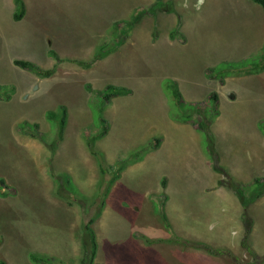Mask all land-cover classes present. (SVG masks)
<instances>
[{"label": "rangeland", "instance_id": "1", "mask_svg": "<svg viewBox=\"0 0 264 264\" xmlns=\"http://www.w3.org/2000/svg\"><path fill=\"white\" fill-rule=\"evenodd\" d=\"M22 1L14 20V0H0V264H42L31 254L46 264H90L89 219L98 242L92 264H264V195L252 199V184L239 196L233 189L264 176V69L209 71L262 48V7L159 0L138 15L155 0ZM179 17L180 33L170 36ZM49 49L65 59L49 77L13 63L49 68ZM94 57L89 67L73 61ZM164 78L206 110L216 93L209 128L219 167L202 146L198 115L170 116ZM107 84L129 93L106 99L99 91ZM60 105L68 113L61 132L46 118L57 108L65 116ZM163 177L170 228L160 211ZM139 234L170 238L143 243Z\"/></svg>", "mask_w": 264, "mask_h": 264}, {"label": "trees", "instance_id": "2", "mask_svg": "<svg viewBox=\"0 0 264 264\" xmlns=\"http://www.w3.org/2000/svg\"><path fill=\"white\" fill-rule=\"evenodd\" d=\"M159 0H155L152 5L148 8L145 9H141L140 11H138V15L140 14H144V13H149L150 11H154V8L159 4L158 2ZM252 2L260 5L262 7V9L264 10V0H251ZM15 6H14V12H13V18L14 20H19L23 14H24V4L22 0H14ZM180 27H181V21L180 19L177 20L173 31L170 33V36H173L174 33H180ZM48 53L53 56L56 59V63H54L51 67L49 68H42L39 65L28 61V60H22V59H14L13 63L23 69H27L41 77H49L51 76L55 69H56V64H58L59 62H61L62 60L64 61L65 59H61L60 57H58L57 53L53 50V49H49ZM250 59L247 61V59L243 62L241 61L240 65L239 64H234L232 65L231 63H225L221 66H215V67H210L209 71L211 72V70H213V72L211 73H216L218 76L220 77H224L225 75H231L232 73H234L235 71H240L243 70L242 68H244V72L245 73H257L260 70L264 69V43L262 45V48L257 51L255 54H253L252 56L249 57ZM96 57H94L91 60L88 61H83V60H73L74 62H77L78 64H80L83 67H89L93 64V62L95 61ZM223 81V80H221ZM164 88V94L167 97H170V99L172 100V103L170 104V106L172 107L170 109V116L173 119H176L178 121H190L193 119L194 115L197 114L198 115V119L192 120L194 122H196L197 124V128L199 129V131H201L202 135H203V140H202V146L205 147L207 154L209 156L210 159H214L213 162V166L214 168L219 167L218 164L216 163L215 160V149H214V145H213V134L211 133V130L209 128L211 121L215 118V116L217 115V108H216V102H217V95L215 92H212L209 96V100L211 101L210 103V110H206L203 109L202 107L199 106V103L195 102V103H186L182 97V94L180 92V90L177 87V84L174 80H172L171 78H164L161 82ZM87 87L89 88L90 86L87 85ZM129 92V89L123 86H119V85H113V84H107L103 89H101L99 91V93H101L102 95H106V99H111L114 96L117 95H123V94H127ZM60 108H62V113L63 115H65V109L64 107L60 106ZM46 118L50 121L57 124L58 123V129L61 132L64 128L65 125V120L66 117H58V114L56 111L53 110H48L46 112ZM97 120L102 122V123H106V119L103 117V115L101 114V112L98 113V117ZM96 121V120H95ZM34 126H37V124L35 123ZM104 127V126H103ZM106 128V127H105ZM103 128V129H105ZM258 128L259 130H261V132L264 133V122L263 120H260L258 122ZM58 131V132H59ZM106 132V131H103ZM159 142H157L155 145H157ZM89 146V149L91 150L92 153L96 154V152H94L93 150V145ZM118 165V164H117ZM216 166V167H215ZM121 169V167L118 165L117 168H114L115 172V176H118L119 170ZM116 178V177H115ZM115 180V179H114ZM252 186V189L255 188L254 191V196L258 197L261 194H264V177H254L253 180L249 183H247L246 189H241L240 187H233V189L235 190V192L237 193V196H239V193H243L244 191L247 190L248 187H250V185ZM253 193V192H252ZM251 200V199H249ZM248 201V200H247ZM82 206V205H80ZM162 219L166 221V216L163 214L162 215ZM243 219H244V228H245V234L243 235L241 244L243 247L245 248H249L248 245H246V236H247V232L249 230L248 225H249V220L246 217V215H243ZM91 221L92 219H89L85 225H84V229L87 232V238H88V245H87V259L90 261V264L92 263L95 255H96V250H97V241H96V237H95V233L93 231V229L91 228ZM167 226L168 222H167ZM142 237V239L146 242H153V241H157L160 239H150L148 237H146L144 234L139 235ZM177 240V239H176ZM201 247H203L204 249H206L209 253L211 254H215L216 252L219 253L220 250L217 248H212L208 245L203 244ZM30 258L32 261L34 262H40V263H47V260L39 257L35 254H31ZM83 261V259H82ZM246 264V263H244Z\"/></svg>", "mask_w": 264, "mask_h": 264}, {"label": "clouds", "instance_id": "3", "mask_svg": "<svg viewBox=\"0 0 264 264\" xmlns=\"http://www.w3.org/2000/svg\"><path fill=\"white\" fill-rule=\"evenodd\" d=\"M178 19H180V17L178 18ZM180 32V31H179ZM180 90V89H179ZM181 92V91H180ZM129 93V92H128ZM118 96V95H117ZM115 97V96H114ZM113 98V97H112ZM111 98V99H112ZM60 106H62V107H64V109H65V117H66V119L68 120V113H67V109H66V107L65 106H63V105H60ZM59 106V107H60ZM59 108H57L56 110H53V111H56L57 113L60 111V109L58 110ZM48 120V119H47ZM259 122V121H258ZM37 124V123H36ZM259 129V128H258ZM261 131V130H260ZM262 134H264L263 132H262ZM99 136H103V135H101V133L99 134ZM158 145V144H157ZM157 145H155L154 144V147H153V149H155L156 147H157ZM149 149H151V146L149 145V147H148ZM90 150V149H89ZM91 151V150H90ZM257 177H261V176H257ZM264 177V176H263ZM160 181H161V191H163V194H165L166 196L165 197H163V200H164V202H162V206L160 207V211H161V218H162V215L164 214L165 216H166V212H165V202H166V199H167V196H168V193H166V189H167V185H166V178L165 177H163L162 179H160ZM56 182H57V180H56ZM61 185V184H60ZM237 194V193H236ZM264 194H262V196H263ZM252 199H254V200H256V199H258L257 197H252ZM163 204H164V208H163ZM167 218V217H166ZM163 220V219H162ZM164 222H165V224H166V228H170V226H167V222H168V220L166 219V221L164 220ZM168 225H169V223H168ZM92 228V227H91ZM93 229V228H92ZM139 235H141V234H139ZM146 236V235H145ZM138 237H140V238H142L141 236H138ZM146 237H148V236H146ZM165 237H167V236H165ZM165 237H160V238H151V237H148V238H150V239H160V240H157V241H153V243L154 242H165ZM172 237V236H171ZM167 238H170V237H167ZM88 241V240H87ZM97 241V240H96ZM170 241L172 242H175L176 241V238L173 236L172 237V239H170ZM142 242L144 243V240L142 239ZM87 245H88V242H87ZM242 245V244H241ZM209 246V245H208ZM97 249H98V242H97ZM220 250V249H219ZM87 252H88V249L86 250V253H85V256H86V259H87ZM97 252H98V250H96V255H97ZM218 254H220V253H218ZM96 255H95V257H96ZM95 257H94V259H95ZM94 259H93V261H92V263L94 262ZM88 260V259H87ZM83 261H84V259H83ZM91 263V264H92ZM240 263V262H239ZM43 264V263H42Z\"/></svg>", "mask_w": 264, "mask_h": 264}, {"label": "crops", "instance_id": "4", "mask_svg": "<svg viewBox=\"0 0 264 264\" xmlns=\"http://www.w3.org/2000/svg\"><path fill=\"white\" fill-rule=\"evenodd\" d=\"M161 246L166 247V246H170V244L163 243V244H161Z\"/></svg>", "mask_w": 264, "mask_h": 264}]
</instances>
